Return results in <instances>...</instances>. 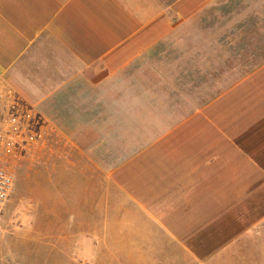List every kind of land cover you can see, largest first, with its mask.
I'll list each match as a JSON object with an SVG mask.
<instances>
[{
  "label": "crops",
  "instance_id": "0c3cea01",
  "mask_svg": "<svg viewBox=\"0 0 264 264\" xmlns=\"http://www.w3.org/2000/svg\"><path fill=\"white\" fill-rule=\"evenodd\" d=\"M212 13L228 67L211 86L200 67L192 106L190 70L160 48ZM0 158L36 176L16 201L28 264L41 245L83 264H264V0H0Z\"/></svg>",
  "mask_w": 264,
  "mask_h": 264
},
{
  "label": "rangeland",
  "instance_id": "374dc122",
  "mask_svg": "<svg viewBox=\"0 0 264 264\" xmlns=\"http://www.w3.org/2000/svg\"><path fill=\"white\" fill-rule=\"evenodd\" d=\"M221 29L222 28L220 27L219 33L221 32ZM216 36L214 14L212 13V16L210 17L209 14L207 16L204 15L203 23L200 22L199 16L196 15L190 19V21H187L182 25H178L175 28L170 40L160 48V51L167 52L166 55H163V57L159 59L161 65L171 67L173 69L184 68L185 70H190L192 106L198 99L200 67L205 66L207 68L206 80L208 85H214L215 66H218L217 68H219V70H223L224 72V68L228 67V64L226 63L229 60L226 58L216 59L217 61L222 62V64H216ZM219 45H221V43H219ZM239 65L246 70L247 60L239 59ZM244 70L240 68V72L238 74L233 76H224L222 80L223 90L229 87L232 83H235L245 77ZM187 77L188 76L185 75V78ZM186 80L187 79H185V84ZM213 93L214 92H211L208 89V96L214 95ZM22 168L21 163L14 164L11 162L10 164L6 160L0 158V169L14 175V187L11 194L12 197H10V202L7 203L0 220V228L3 231L2 236L0 237V258H4L7 255L14 257L15 260L19 261L16 264H19L20 262L22 264H28L30 260L28 251H25V247L21 244L24 221L20 218V216L22 215L24 208L20 204H17L16 201L19 199L22 192L24 181L28 178V180H30L36 177L35 174H32L31 177H29L28 174L24 176L25 173ZM33 189L37 190L35 186L31 188V190ZM14 236H16V239H14ZM9 237L11 238L8 239ZM12 238L14 241L16 240V242L19 240L18 247L13 251L7 252L2 249L1 246L4 244L6 239L7 243H9ZM41 247L43 248L42 251L37 250L38 253L34 252V257L32 258L33 263L35 261V254H38L36 256L38 264H83V262L86 261L85 255L80 252H75V254L72 252L70 258L60 251H55L54 249L47 250L44 245H41L40 248Z\"/></svg>",
  "mask_w": 264,
  "mask_h": 264
},
{
  "label": "built area",
  "instance_id": "2783aa9c",
  "mask_svg": "<svg viewBox=\"0 0 264 264\" xmlns=\"http://www.w3.org/2000/svg\"><path fill=\"white\" fill-rule=\"evenodd\" d=\"M14 176L6 171L0 169V220L2 218L6 204L10 198L13 189ZM2 229L0 228V237L2 236Z\"/></svg>",
  "mask_w": 264,
  "mask_h": 264
}]
</instances>
